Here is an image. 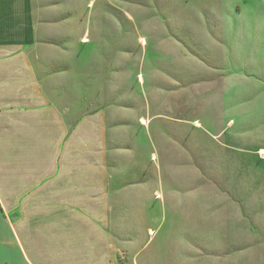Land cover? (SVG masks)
<instances>
[{
  "label": "crops",
  "instance_id": "0c3cea01",
  "mask_svg": "<svg viewBox=\"0 0 264 264\" xmlns=\"http://www.w3.org/2000/svg\"><path fill=\"white\" fill-rule=\"evenodd\" d=\"M135 9L115 0H0V264H264V110L250 102L249 118L237 108L234 123L219 132V115L201 117L196 99L186 106L193 120L159 113L124 119L109 94L145 86L157 93L169 82L175 91L192 80L186 65L206 67L176 40L165 51L167 43L143 32L133 53L118 39L95 37L99 13H122L127 28H183L172 8L166 20L149 23L136 21ZM72 27L74 38L67 33ZM118 58L146 69L136 86L128 72L112 71L110 61ZM99 93L108 94L107 107ZM215 98L208 108L220 106ZM136 107L145 110V102ZM220 118L219 124L226 113ZM140 119L155 123L154 132ZM169 119L191 128L192 171H199L194 152L201 131L222 147L220 167L233 169L234 180L164 184L163 168L172 166L165 150L181 147L180 137L161 127ZM151 141L155 164H148ZM148 221L156 230H148ZM142 228L149 238L136 249Z\"/></svg>",
  "mask_w": 264,
  "mask_h": 264
},
{
  "label": "rangeland",
  "instance_id": "374dc122",
  "mask_svg": "<svg viewBox=\"0 0 264 264\" xmlns=\"http://www.w3.org/2000/svg\"><path fill=\"white\" fill-rule=\"evenodd\" d=\"M117 1L129 2L136 8L134 11L137 14L132 15L134 18L138 15L139 19L135 20L140 21L143 19L142 21L148 23L166 20L165 9L172 8V10L177 11L175 13L177 15L176 19L183 28L146 30L127 28L129 23L124 20L122 13H99L95 14L94 19L101 23V25L99 24L100 27L104 23V27L103 29L99 27L94 30L98 33L95 37L118 39V41L129 46L130 51L137 53L139 48L136 43L141 44V38L139 39V37L142 36L143 32H146L150 36L149 38L154 39L153 41H156L157 44L164 45L167 43L168 48L165 51H170L171 40L180 42L182 47L180 51L194 55L206 65L201 70L198 68L195 71L192 70V64L186 65L187 67L183 72L189 73L188 75L191 78L188 76V79H192L189 83L191 87L182 86V88L178 87L175 91H172V85L169 82V85L164 86L163 90L157 91V93L144 92L147 88L145 86L141 90L134 87L133 89L136 92L109 94L112 101H114V105L124 110V119H132L136 115H140V118H149L159 113L164 118L193 120L195 116L193 111L195 110L200 111L198 113L201 114V117L205 113L210 116V112H214V114L219 115L220 120L218 121L221 122L220 116L222 117L225 112L227 119L223 123L219 124L218 122L215 125V132H219L230 121L234 123L233 114L237 108L242 110L244 116L248 117L249 115L250 118V111H253L250 102H254L255 106L263 112L264 0H115L116 3ZM101 2L102 0H100ZM103 3L105 2L103 1ZM137 8H143V10ZM70 16L75 21L78 20L80 14L71 13ZM85 16L87 15L85 14ZM89 16L86 18L87 20H89ZM67 33L74 38L77 36L78 30L75 27L67 28ZM146 33L143 34L146 35ZM148 61L158 65L155 60ZM110 62L112 71L121 73L125 71L130 74V81L134 84L133 86H136L138 72L145 73L146 70L134 61L127 64L121 58ZM67 63L69 64V62ZM166 71L165 73L168 76L173 77L172 70L166 69ZM184 83L186 82L184 81ZM192 85L195 86L192 88ZM88 95L90 97L92 94ZM106 96L108 94H98L101 107H107ZM214 96L216 98L213 101L219 102L220 106L216 103V106L213 105L208 108V101L212 100ZM191 99H196L199 102L198 106L203 105L204 107H202L205 110L198 106L194 110L191 108L188 110L186 106ZM140 101L145 102V110L136 107V105H140ZM246 102H248L247 105L243 107V103ZM179 104L184 105L183 108L178 109ZM169 120L172 122L164 121L161 127L165 133L172 132L179 136L181 147L179 151L177 149L174 151L165 150L168 165L172 166L169 167L171 171L163 168L162 182L164 184L177 183L182 185L189 182L204 183L207 181L218 183L224 179L234 180V172H230L233 169L220 167L218 153L219 150H222V147L209 140L201 131H196L194 152L196 155L194 162L196 166L198 165L199 171H192V166L187 162V152L189 150L187 145L192 141L190 137L188 139V136L192 133L191 128L187 124L179 123L180 121ZM260 120L259 128L264 127V115ZM233 123L230 125L231 128L234 127ZM140 124L144 125L143 123ZM146 124L147 132L153 133L156 124L147 122ZM237 127H241V125L237 124ZM248 128L249 124L243 125V129ZM229 134L231 132H228V136ZM227 139L233 146V139L229 137ZM166 142L168 143V141L163 143ZM147 148L148 157H150L148 164H155L152 160L154 156L151 158L150 155L156 150L154 142L151 141ZM147 228L148 230H156V225L148 221ZM147 238L149 236H147L145 228L137 232L134 235L136 249L143 245ZM155 244L156 241L150 243L149 248L146 250L153 248ZM120 261H123L122 255H120Z\"/></svg>",
  "mask_w": 264,
  "mask_h": 264
},
{
  "label": "bare ground",
  "instance_id": "6f19581e",
  "mask_svg": "<svg viewBox=\"0 0 264 264\" xmlns=\"http://www.w3.org/2000/svg\"><path fill=\"white\" fill-rule=\"evenodd\" d=\"M141 42H143V38L140 40ZM141 123H143V124H146V120H144V119H141ZM262 154H263V150L262 151H260ZM259 154V153H258ZM264 157V156H263Z\"/></svg>",
  "mask_w": 264,
  "mask_h": 264
}]
</instances>
